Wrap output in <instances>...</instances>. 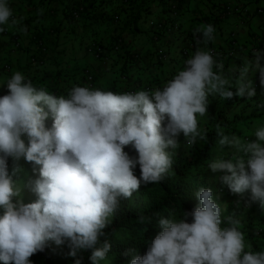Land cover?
Wrapping results in <instances>:
<instances>
[{
    "label": "clouds",
    "instance_id": "obj_1",
    "mask_svg": "<svg viewBox=\"0 0 264 264\" xmlns=\"http://www.w3.org/2000/svg\"><path fill=\"white\" fill-rule=\"evenodd\" d=\"M12 15L9 0H0L1 35ZM215 32L212 24L198 27L195 52L154 89L113 92L76 85L58 96L20 71L5 81L7 93L0 96V264H33L30 257L49 241L66 245L72 264H84L89 252L90 264L106 261L112 251L107 229L121 201L142 185L165 180L181 136L188 145L206 141L200 118L209 113V97L256 95L250 84L233 91L220 73L222 65L208 49ZM21 47L11 45L1 55L9 59L3 62L8 73ZM260 83L264 86V68ZM49 117L51 127L46 126ZM216 135L220 148L231 155L212 159L207 168L220 173L221 188L233 195L249 193V205L264 211V123L255 126V140L226 134L220 125ZM20 159L34 172L39 166L29 183L33 202H24L12 178L15 170L9 171V161ZM195 197L193 209L158 219L159 231L145 241L143 255L126 249L123 256L130 259L125 264H264V250H251L240 222L224 216L218 192L201 186Z\"/></svg>",
    "mask_w": 264,
    "mask_h": 264
},
{
    "label": "trees",
    "instance_id": "obj_2",
    "mask_svg": "<svg viewBox=\"0 0 264 264\" xmlns=\"http://www.w3.org/2000/svg\"><path fill=\"white\" fill-rule=\"evenodd\" d=\"M253 3L257 4L254 10L250 9ZM9 5L13 15L4 35L0 33V49L6 43L22 47L14 60L10 59L15 66L9 73L3 66L9 59L0 54V83L20 71L35 86L58 96L76 85L113 92L162 87L198 47L193 32L212 24L215 40L208 48L224 53L216 58L222 65L220 73L233 91L250 84L256 95L231 100L209 97V113L200 118V127L207 131L206 141L188 145L181 136V147L165 180L142 185L131 199L121 201L107 229L112 251L102 264H125L130 257L123 252L128 248L143 255L145 241L159 231L158 219L193 209L198 203L195 192L201 186L219 193L225 203L224 216L240 222L251 250H264V211L258 204L249 205V193L233 195L221 188L220 173L207 168L212 159L231 155L218 144L217 125L226 134L255 140V126L264 123V86L260 83L264 64L252 70L250 63L252 59L264 61V0H9ZM6 93L5 82L0 96ZM51 124L49 117L46 126ZM23 138L27 144V137ZM125 150L135 155L130 147ZM36 167L34 172L31 163L10 160L14 184L23 183L27 175L35 180ZM21 196L27 203L25 195ZM68 251L66 245L49 241L30 259L33 264H72ZM89 255L84 254V264H90Z\"/></svg>",
    "mask_w": 264,
    "mask_h": 264
},
{
    "label": "rangeland",
    "instance_id": "obj_3",
    "mask_svg": "<svg viewBox=\"0 0 264 264\" xmlns=\"http://www.w3.org/2000/svg\"><path fill=\"white\" fill-rule=\"evenodd\" d=\"M239 25V24H238ZM238 32H239V30H238ZM1 38V37H0ZM2 39V38H1ZM4 43V42H3ZM4 51H5V48L2 50V52H1V55H3V53H4ZM38 176V175H37ZM26 180L23 182V183H21V184H19V185H15L16 187H18L19 189H20V191H21V193L22 194H24L25 195V197H26V200H27V203H29V202H33V201H35V199H36V196H35V194L33 193V192H31L30 191V188H29V183L31 182V181H34L29 175H27V177L25 178ZM108 264V263H107Z\"/></svg>",
    "mask_w": 264,
    "mask_h": 264
},
{
    "label": "crops",
    "instance_id": "obj_4",
    "mask_svg": "<svg viewBox=\"0 0 264 264\" xmlns=\"http://www.w3.org/2000/svg\"><path fill=\"white\" fill-rule=\"evenodd\" d=\"M256 5H257V4H255V3L250 4V9L254 10V9L256 8ZM252 10H251V11H252ZM4 48H5V50H7V51L10 50V48H11L10 43H6V44H4ZM4 53H5V52H4ZM242 58H243V55H242V54L239 55V59H242ZM250 63H251V65L253 66V68H251L252 70H254V69L259 70V69L263 66L264 61L261 62V63H258L257 59H252V60L250 61Z\"/></svg>",
    "mask_w": 264,
    "mask_h": 264
},
{
    "label": "built area",
    "instance_id": "obj_5",
    "mask_svg": "<svg viewBox=\"0 0 264 264\" xmlns=\"http://www.w3.org/2000/svg\"><path fill=\"white\" fill-rule=\"evenodd\" d=\"M17 43H15V45H16ZM21 47V45L18 43L15 47H14V49L15 50H17V49H19ZM264 48V47H263ZM209 49V48H208ZM211 52H212V54H213V56H214V58L216 59V58H222L223 56H224V53L223 52H220V51H218V50H216L215 48H210L209 49ZM255 52H257V51H255Z\"/></svg>",
    "mask_w": 264,
    "mask_h": 264
}]
</instances>
